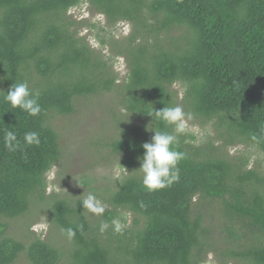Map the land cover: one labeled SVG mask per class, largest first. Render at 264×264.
Segmentation results:
<instances>
[{
	"label": "trees",
	"instance_id": "obj_1",
	"mask_svg": "<svg viewBox=\"0 0 264 264\" xmlns=\"http://www.w3.org/2000/svg\"><path fill=\"white\" fill-rule=\"evenodd\" d=\"M83 1L0 0V218L24 223L30 214L45 215L64 238L62 229L75 231L68 243L31 233L26 243L0 223V264H16L22 254L30 264H203L213 252L264 264V166L249 168L226 153L247 145L264 155V0H88L112 33L131 25L124 41L101 42L112 61L80 35L97 25L68 17ZM117 56L127 62L123 81L113 66ZM18 82L39 92L40 114L4 100ZM103 92L115 93L114 105L125 113H113L119 135L103 146L129 174L106 195L94 190V206L102 209L94 212L83 198L48 194L47 174L64 160L53 118L73 115L80 98ZM175 105L216 136L196 144L186 130L178 181L150 191L138 158L154 130L165 129L153 111ZM9 130L19 141L15 151L5 147ZM29 131L39 134L38 144L25 141ZM219 226L226 249L219 246L226 241L211 248Z\"/></svg>",
	"mask_w": 264,
	"mask_h": 264
},
{
	"label": "rangeland",
	"instance_id": "obj_2",
	"mask_svg": "<svg viewBox=\"0 0 264 264\" xmlns=\"http://www.w3.org/2000/svg\"><path fill=\"white\" fill-rule=\"evenodd\" d=\"M68 17L72 21L87 19L97 25L95 29L89 31L83 28L80 35L85 37L86 42L107 60L111 58L112 52L109 46H102L101 42H111L112 39L124 41L123 39L131 32V25L123 22L112 33V30L107 27L106 16L91 12L88 0H84L80 6L71 9ZM113 66L115 74L123 81L128 73L126 60L117 56L113 58ZM173 89L183 93L180 85H175ZM114 100L115 93L112 92L80 98L76 113L69 117L58 115L53 118L52 123L59 136L64 160L47 174L48 194L56 193L70 200L82 198L85 200L89 194H96L95 189H99L98 194L106 195L104 194L105 188L121 181L123 177L129 174L127 169L118 165L119 162L111 151L103 146L113 137L119 135V124H117L116 119L125 115L124 111L115 107ZM114 112L119 114L118 118L117 116L115 118ZM131 118L134 122L141 123L137 117ZM187 123L188 132L195 134L197 138L196 144H200L209 135L216 136L211 125L193 126L191 122ZM227 152L231 157H243L244 160H247L249 168H255L257 164L264 166V155L254 146L240 145L229 148L226 150ZM86 182L91 184L85 185ZM127 217L129 224H131L133 217L129 214ZM36 218V214H30L23 219L24 223L22 218L16 220L0 218V223L9 224V234L19 240L31 233L34 237H41L44 240L50 239L51 242L52 240L57 241V244L69 242L67 237H63L62 232L51 227L45 215H39L37 221H35ZM214 224H219V222L216 221ZM211 237H214L212 249L217 247V241L219 243L226 241L225 244L220 243L219 246H223L224 249L229 247V240H225L221 235L220 226L213 228ZM22 241L27 243V240ZM202 262L203 264H244L239 260H224L223 256L215 252L207 255ZM16 264H30L27 255L22 254ZM62 264L67 263L64 261Z\"/></svg>",
	"mask_w": 264,
	"mask_h": 264
},
{
	"label": "clouds",
	"instance_id": "obj_3",
	"mask_svg": "<svg viewBox=\"0 0 264 264\" xmlns=\"http://www.w3.org/2000/svg\"><path fill=\"white\" fill-rule=\"evenodd\" d=\"M39 92H33L26 82L14 83L4 96V100L13 108H20L31 116L41 113L42 108L39 103ZM153 115L165 125V129L154 130V135L150 142H145L142 147L144 154L138 158L140 160L139 170L142 173V185L150 191L161 190L171 186L179 179V164L185 159L186 154L179 150V137L188 128V121L193 119L190 112H186L180 105L163 107L158 111H153ZM150 115V116H153ZM171 127V131L167 130ZM38 133L29 131L25 133L24 139L29 144L39 143ZM255 139V137H253ZM5 147L9 151H15L19 147V141L14 131L5 133ZM96 198L89 194L83 201V207H87L94 212L102 211L99 207H94ZM115 230L120 231L121 226L118 221H113ZM107 225L102 226V230ZM69 239L74 237L75 231L72 228L62 229Z\"/></svg>",
	"mask_w": 264,
	"mask_h": 264
}]
</instances>
